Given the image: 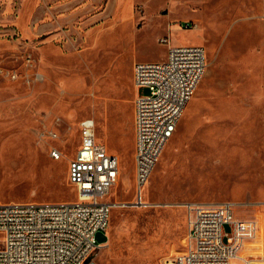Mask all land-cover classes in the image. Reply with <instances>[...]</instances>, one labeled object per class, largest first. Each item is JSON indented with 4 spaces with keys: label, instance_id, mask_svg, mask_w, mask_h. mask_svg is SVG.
Wrapping results in <instances>:
<instances>
[{
    "label": "rangeland",
    "instance_id": "1",
    "mask_svg": "<svg viewBox=\"0 0 264 264\" xmlns=\"http://www.w3.org/2000/svg\"><path fill=\"white\" fill-rule=\"evenodd\" d=\"M170 46L204 47L207 68L142 190L144 208L132 69L165 61ZM85 119L120 159L107 197L116 206L90 260L164 264L184 249L185 204L228 202L258 222L245 253L264 264V0H0V203L77 199L68 163Z\"/></svg>",
    "mask_w": 264,
    "mask_h": 264
},
{
    "label": "built area",
    "instance_id": "2",
    "mask_svg": "<svg viewBox=\"0 0 264 264\" xmlns=\"http://www.w3.org/2000/svg\"><path fill=\"white\" fill-rule=\"evenodd\" d=\"M163 43H168L164 39ZM207 68L202 46H170L162 62H137L134 87V179L136 202L173 136ZM80 144L68 163V181L77 199L61 202L0 203V264H95L96 236L106 232L116 204L107 200L120 177V159L97 140L95 123L79 125ZM56 139V134H50ZM50 157L61 160L52 148ZM184 249L164 264H250L245 249L258 237V222L239 219L231 203L184 205ZM228 226V230L226 229ZM245 256L244 259L241 256Z\"/></svg>",
    "mask_w": 264,
    "mask_h": 264
},
{
    "label": "crops",
    "instance_id": "3",
    "mask_svg": "<svg viewBox=\"0 0 264 264\" xmlns=\"http://www.w3.org/2000/svg\"><path fill=\"white\" fill-rule=\"evenodd\" d=\"M138 62V61H137ZM137 62H135V63H137ZM134 63V64H135ZM133 67H134V65H133ZM132 78H133V69H132ZM133 84H134V79H133ZM135 97H136V91H135V96H134V99H135ZM133 114H134V102H133ZM135 137V136H134ZM102 143V142H101ZM109 150V149H108ZM112 153V152H111ZM116 155V154H115Z\"/></svg>",
    "mask_w": 264,
    "mask_h": 264
},
{
    "label": "bare ground",
    "instance_id": "4",
    "mask_svg": "<svg viewBox=\"0 0 264 264\" xmlns=\"http://www.w3.org/2000/svg\"><path fill=\"white\" fill-rule=\"evenodd\" d=\"M147 204H149V206H151V204H150V203H147Z\"/></svg>",
    "mask_w": 264,
    "mask_h": 264
}]
</instances>
